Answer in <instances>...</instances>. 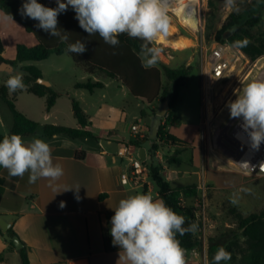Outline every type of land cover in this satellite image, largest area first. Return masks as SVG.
Here are the masks:
<instances>
[{"label":"crops","instance_id":"0c3cea01","mask_svg":"<svg viewBox=\"0 0 264 264\" xmlns=\"http://www.w3.org/2000/svg\"><path fill=\"white\" fill-rule=\"evenodd\" d=\"M50 1L55 2V0ZM0 37L3 41L2 36ZM36 45L33 44L32 47ZM40 62L42 61L23 62L29 64L22 67L35 66L43 75V70L38 64ZM87 75L88 77L83 79L85 81L74 82L69 89H64L50 81V86L47 87L60 94L50 112L46 111L48 96L40 97L26 89L19 90L17 104L20 97L28 95L24 97L28 107L19 108L20 111L40 124L35 134L22 137L25 142L39 138L49 143L53 162L61 164L64 170V175L58 181L51 182L52 186H50V181L47 179L41 178L35 183H30L27 173L23 177H11L6 169L0 167V216L11 223V228L27 248L30 264H127V261L122 258V250L112 244L110 221L114 215L113 209L117 207L121 199L137 193H150L154 198H161L154 186L151 190L135 189L121 178L128 171L129 165L126 159L118 156V149L125 145L139 151V148L132 144L135 136L131 127L135 123L129 124L122 121L128 117L126 110L119 112L113 109L106 112L104 104L99 105L98 100H87L88 98L86 102L89 101L90 105L85 107L82 101L72 97V92H79L83 97L92 98L97 90L103 91L107 88V85L100 80L102 75ZM89 79L102 82L104 88L97 89L93 93L76 88L77 83H84ZM118 83L121 90L126 89L120 82ZM82 91H87L89 96ZM65 98L69 100V104L66 101L63 102L67 104L66 109L63 110L59 104ZM36 99H41L45 104L42 119H38L40 102ZM73 100L80 104L82 111L88 117L90 126L87 130L95 138L72 139L65 135L46 138L44 126L48 124L81 128L74 116ZM148 105L151 112L143 113L142 119L145 122L143 127L150 134L156 103ZM93 108L96 110L95 115L91 113ZM204 119L203 109L200 124L202 141L194 146L200 156L199 168H206L209 163L208 153L213 151L209 141L210 130L204 126ZM13 124V115L9 125L0 115L1 128L9 126L8 133H4V136L10 135ZM142 148L145 149L148 159L151 143H145ZM77 151L86 153L84 160L75 158L74 154ZM168 164L165 161L162 169L164 170ZM215 164L214 159L212 165ZM65 187H80L78 193L80 199H76L75 190L62 192ZM57 192L62 193L57 194ZM199 193L198 191V195ZM195 198L184 199L183 205L187 206ZM62 201L65 203L63 208L60 207ZM200 242L201 246L198 248L186 251V264H210L207 254L208 241L204 239ZM19 262L22 264L19 251L9 248V237L2 232L0 234V264H19Z\"/></svg>","mask_w":264,"mask_h":264},{"label":"rangeland","instance_id":"374dc122","mask_svg":"<svg viewBox=\"0 0 264 264\" xmlns=\"http://www.w3.org/2000/svg\"><path fill=\"white\" fill-rule=\"evenodd\" d=\"M253 1L234 0L230 4L229 0H195L198 15L197 28L183 24L171 8L172 10L169 13L172 18L171 25L177 29L178 34L191 39L194 44L186 50H176L155 42L156 46L162 50L158 59L160 62L173 69L191 67L192 71L187 83L180 88L179 98L173 108L178 122L170 128V133L184 139L183 141L186 144L174 146L166 144L161 146L159 152L149 153L146 165L149 170L151 166L163 168L165 161L168 162L176 152L180 153L178 156L180 163L168 164L164 170L162 169L161 173L174 187H186L198 183V186L201 185L203 188L200 190H206L205 192L201 191L194 201L187 204V206H192L198 211L196 224L198 231H196V234L200 240L206 239L208 241L212 237L229 232V230H235L241 217L264 211V176L244 175L233 169L227 163V157L222 148L225 137H221L218 141L222 144L221 148L214 147L216 133L227 131L226 124L230 120L229 109L224 107V105L226 102L225 96L231 84L237 82L236 84L240 87L237 92V89L235 90V88L231 87L230 95H234L232 100H235L236 94L238 95L248 82L258 79L264 72V55L252 61L242 52L252 64H248V61L243 59L244 63L242 66L238 65L236 67L231 79L229 78L215 86V114L209 128V141L213 151L208 153L209 163L206 168H199L198 160L200 156L198 150L194 148L202 141L200 133L204 109L202 84L204 75L209 69L212 48L216 43H221L217 41V34L222 30L232 13L240 14ZM8 17L0 10V36H2L5 45L3 57L7 61H15L17 46L21 44L32 47L33 44H37V39L19 23ZM252 31L255 32V30ZM28 64H18L16 67H11L7 70L0 67V85L6 86L9 76L23 73L21 71L22 66ZM38 64L43 70L44 80L49 83L50 81L54 82L64 89H69L74 82L85 81L83 79L88 77L84 69L75 64L73 59L67 54L62 56L54 55ZM245 67L246 69L244 70ZM24 77L23 74V79ZM100 80L107 85V88L103 91L97 90L94 97H83L79 92H72V97L82 101L85 107L90 105L89 101L86 102V98H88L87 100H98L99 105L104 104L106 112L113 109L115 111L119 110V112L126 110L128 117L123 119V122L129 124L140 122L144 126L145 122L142 119V115L143 113L151 112L149 105L134 98L126 89L121 90L118 87V81L115 79L102 76ZM164 82L166 84L165 77ZM82 92L89 96L87 91ZM9 94L15 99L18 109L28 107V102L24 100V97L28 95L20 97L17 104L19 90L14 93L9 92ZM36 100L40 102L38 119H42L45 104L41 99ZM65 101L69 104L67 98L63 99L62 103L59 104L63 110L67 106V104L63 103ZM0 104V115L9 125V121H12V113L2 99H0ZM161 106V102L156 103L155 110ZM95 112L96 110L93 108L91 113L95 115ZM8 127L1 128L0 126L1 134L8 133ZM214 159L216 164L213 166L212 161ZM198 171L201 174L200 176ZM153 186L155 190H158L154 182ZM208 262L210 263L209 260ZM221 264H231V262L230 260L222 261Z\"/></svg>","mask_w":264,"mask_h":264},{"label":"trees","instance_id":"16d2710c","mask_svg":"<svg viewBox=\"0 0 264 264\" xmlns=\"http://www.w3.org/2000/svg\"><path fill=\"white\" fill-rule=\"evenodd\" d=\"M39 3L48 7H56V3L50 0H38ZM23 0H0V10L7 16H12L14 21L19 23L24 29L33 34L38 44L33 47L26 45L17 46V56L15 61L4 59V43L0 37V67L4 70L16 67L23 62H39L48 60L52 56L69 55L75 64L81 66L89 75H102L115 79L124 86L128 92L136 99L142 100L148 104H154L169 100L170 107L159 130L158 140H152L150 134L145 139H135L132 144L141 149L145 143L151 142V153H157L163 145H184L182 139L171 134L169 128L175 126L178 122L173 108L179 98V90L186 83L191 75L192 68L173 69L160 62L154 67H142L141 60L137 53L140 51L138 39H131L126 34L119 37L120 44L112 47L106 44L98 34L89 36L80 28L75 19V12L71 7L67 12L58 17V27L60 31L68 32V43L76 41L86 42L87 52L83 55H76L66 51L67 44L62 43L58 37H51L35 27L37 23L34 20L22 17L19 9ZM264 0H254L251 5L244 9L240 14L232 13L222 30L217 34V41L228 43L242 51L252 61L264 55ZM252 30H255L253 32ZM228 33V39L225 34ZM239 42V43H237ZM24 74L25 89L36 96H48L46 111L50 112L55 106L60 94L52 88L39 84L37 81L43 78L42 72L35 66H24L21 68ZM166 78V84L164 82ZM77 89H85L93 93L97 89H103L102 82H95L91 79L84 83H77ZM0 98L7 104L12 115L14 124L10 134H19L21 136L33 135L37 132L40 124L28 118L21 112L15 99L9 94L5 85H0ZM74 116L81 125V128H69L56 125H45L44 136L53 138L58 135H65L72 139L95 138L87 130L90 126L88 117L82 111L80 104L73 100ZM159 109V108H158ZM157 109V110H158ZM157 110L154 112L156 114ZM4 135L0 134V140ZM179 152H176L168 160L169 164H179ZM76 159L84 160L86 153L77 151L74 154ZM147 163V162H146ZM162 167L151 166L150 176L156 184L159 194L177 213L186 217L187 223L197 224L198 211L192 206H184L183 200L195 198L198 196V185L186 187H173L161 174ZM147 190V189H145ZM102 198V197H101ZM0 234L2 231L0 229ZM9 237V248L16 249L13 243V237L17 236L13 228L6 233ZM181 245L186 251L194 250L201 246V242L195 232L187 233L183 236H177ZM223 246L231 253V264H264V211L253 213L247 217H241L238 220V227L235 230H229L219 236L208 240L207 254L210 263L217 248ZM22 264H30L27 248L24 246L19 251Z\"/></svg>","mask_w":264,"mask_h":264},{"label":"clouds","instance_id":"9594fccd","mask_svg":"<svg viewBox=\"0 0 264 264\" xmlns=\"http://www.w3.org/2000/svg\"><path fill=\"white\" fill-rule=\"evenodd\" d=\"M233 2L229 0L230 4ZM55 3L56 7H48L38 0H23L19 13L36 21L37 29L66 43L67 52L83 55L88 50L86 42L68 43V32L62 33L58 27L59 15L71 7L80 28L89 36L98 34L106 44L117 47L119 37L126 34L142 42L137 53L142 67L151 68L158 62L162 50L155 42L168 34L172 19L170 0H55ZM6 87L10 93L25 89L23 73L10 75ZM226 107L230 118L242 120L240 127L250 139L251 148L258 150L264 143V79L248 82ZM0 167L11 177H23L27 173L30 183L47 179L50 186L64 175L62 165L53 162L49 143L39 138L25 142L15 133L0 140ZM79 189L65 187L62 192L75 190L79 200ZM64 206L62 201L60 207ZM113 211L112 244L122 250L127 264H186V249L177 236L195 234L198 226L189 223L185 227L186 217L168 206L164 199L137 193L121 199ZM229 260L231 253L220 246L211 264Z\"/></svg>","mask_w":264,"mask_h":264},{"label":"built area","instance_id":"2783aa9c","mask_svg":"<svg viewBox=\"0 0 264 264\" xmlns=\"http://www.w3.org/2000/svg\"><path fill=\"white\" fill-rule=\"evenodd\" d=\"M243 59L248 61V64H252L251 61L245 58L242 51L228 43H216L212 48L209 69L204 75L202 84L205 112L204 126L210 128L214 120L215 86L229 78L231 79L236 67L238 65L242 66L244 63ZM245 69L246 67L244 70ZM258 79H264V72ZM236 83L237 82L232 83L231 87L235 88V90L237 89V92L240 87ZM231 87L225 96L226 102L224 107H226L227 103L234 97V95H230ZM241 123L242 120L230 118L226 124L227 134L224 135L223 131L217 132L215 135L214 147L221 148L222 144L218 141L221 137H225L222 148L225 151L227 163H229L233 169L244 175L264 176V143L260 145L258 150L252 149L250 146V139L240 127ZM131 131L134 134L135 139H145L149 135L140 122L133 124ZM118 156L126 159L129 165L128 171L124 173L121 178L127 181L135 189L141 188L143 190H151L154 181L152 180L150 170L146 165L147 160L143 161L140 158L139 151L135 150L134 147L124 145L118 149ZM200 189H203L201 185L198 186V191H206Z\"/></svg>","mask_w":264,"mask_h":264},{"label":"bare ground","instance_id":"6f19581e","mask_svg":"<svg viewBox=\"0 0 264 264\" xmlns=\"http://www.w3.org/2000/svg\"><path fill=\"white\" fill-rule=\"evenodd\" d=\"M170 7L183 24L197 28L198 15L195 0H170ZM156 42L176 50H186L194 44L191 39L178 34L177 29L172 25H170L167 36H161ZM223 134L226 135L227 131Z\"/></svg>","mask_w":264,"mask_h":264},{"label":"water","instance_id":"95a60500","mask_svg":"<svg viewBox=\"0 0 264 264\" xmlns=\"http://www.w3.org/2000/svg\"><path fill=\"white\" fill-rule=\"evenodd\" d=\"M228 37H229V34L226 33L225 39H228ZM37 82L44 86H50V83L44 80L43 78L39 79ZM169 107H170L169 100H166L163 102L162 106L157 110L154 120L152 122L151 128H150V138L152 140H158V134H159L160 127L162 125L164 117L168 113ZM139 155L143 161L147 160V154L144 148L139 149ZM10 228H11V223L8 222L5 218L0 216L1 231L3 233H7ZM13 243L17 251H20L24 248V244L19 238V236L13 237Z\"/></svg>","mask_w":264,"mask_h":264}]
</instances>
